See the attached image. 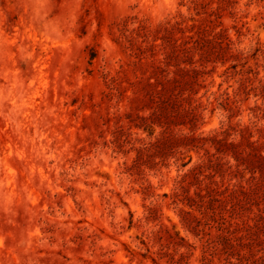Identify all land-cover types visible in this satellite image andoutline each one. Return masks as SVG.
<instances>
[{"label":"rangeland","instance_id":"rangeland-1","mask_svg":"<svg viewBox=\"0 0 264 264\" xmlns=\"http://www.w3.org/2000/svg\"><path fill=\"white\" fill-rule=\"evenodd\" d=\"M231 144L264 157V0H0V264H264V198L198 196L261 180Z\"/></svg>","mask_w":264,"mask_h":264},{"label":"trees","instance_id":"trees-1","mask_svg":"<svg viewBox=\"0 0 264 264\" xmlns=\"http://www.w3.org/2000/svg\"><path fill=\"white\" fill-rule=\"evenodd\" d=\"M168 82H161L159 83L162 85L163 89L161 91H155L151 92L149 97L150 101L152 103L156 104L158 106V117L164 118L169 117L170 120V114L168 112L170 108V99L166 95L168 90ZM148 87H154V84L149 83ZM190 114V113H189ZM187 139V138H186ZM169 142L170 140L167 139ZM180 141H182L180 139ZM213 141L221 144L223 143L221 140H217V138H213ZM224 144V143H223ZM235 150V156L237 160L239 161V164L237 165V172L239 174H243L244 171H241L240 168L244 167V170H249L251 172V179L255 181L256 177L255 174L258 172L260 173L261 180L258 181L254 186L250 188H246L244 186H240L237 190H233L232 192H228V189H225V191H220L216 188H213L212 186H206L205 194H199V198L201 200L205 198H214L216 196H221L224 194L229 193L230 197L234 199L237 203L234 206H238L241 204L242 208H244L245 205H256L259 207L261 202L263 201L264 195H260L257 193L259 190L264 188V157L261 155L249 153L248 155L244 156L242 153H239L237 151L238 146L235 144L230 145ZM219 153H222L220 149H218ZM219 166L223 164H218ZM205 166H200L196 170H194V175H200L202 170ZM198 170V172H197ZM190 200L192 201V198L190 197ZM240 203V204H239ZM233 211L236 209V207H232ZM260 213L254 217L253 224H250L248 222H243L241 225L236 226V231L239 233H242L240 236L241 240H247L248 242L253 241L252 243H255L258 247H263L264 249V239L261 238V236H264V211L260 210Z\"/></svg>","mask_w":264,"mask_h":264}]
</instances>
